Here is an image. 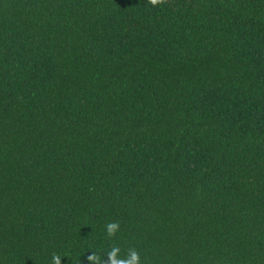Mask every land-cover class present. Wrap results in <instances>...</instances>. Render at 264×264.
<instances>
[{
	"label": "trees",
	"instance_id": "obj_1",
	"mask_svg": "<svg viewBox=\"0 0 264 264\" xmlns=\"http://www.w3.org/2000/svg\"><path fill=\"white\" fill-rule=\"evenodd\" d=\"M113 245L264 264V0H0V264Z\"/></svg>",
	"mask_w": 264,
	"mask_h": 264
},
{
	"label": "clouds",
	"instance_id": "obj_2",
	"mask_svg": "<svg viewBox=\"0 0 264 264\" xmlns=\"http://www.w3.org/2000/svg\"><path fill=\"white\" fill-rule=\"evenodd\" d=\"M153 7L165 4L167 0H147ZM106 232L109 237H113L120 230L119 222H109L105 226ZM107 260H103L101 255L96 252H92L87 256L88 264H142L139 251L130 247L126 252L122 253L121 248L118 245H113L110 251L107 253ZM62 257L59 254L53 253L51 257L52 264H61Z\"/></svg>",
	"mask_w": 264,
	"mask_h": 264
}]
</instances>
